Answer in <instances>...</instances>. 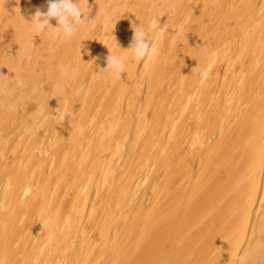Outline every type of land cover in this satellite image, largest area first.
I'll return each instance as SVG.
<instances>
[{"label": "bare ground", "instance_id": "bare-ground-1", "mask_svg": "<svg viewBox=\"0 0 264 264\" xmlns=\"http://www.w3.org/2000/svg\"><path fill=\"white\" fill-rule=\"evenodd\" d=\"M20 1L0 0L2 26L14 32L0 47V115L26 117L30 127L44 122L49 143L68 140L80 159L61 156L72 191L65 215L49 214L46 197L30 200L26 179H7L0 165V240L14 232L16 209H37L33 247L13 253L3 244L0 264H264V24L237 15L245 7L260 16L264 0H228L229 8L227 0H76L83 21L71 38L36 28L48 0ZM214 9L239 28L214 30ZM139 28L157 49L151 58L129 49ZM34 38L51 44L31 54L49 78L52 120L30 102L26 109L28 99L47 101L31 83L41 75L27 61ZM200 47L206 53L197 56ZM110 52L125 62L122 78L100 72ZM114 87L112 98L103 96ZM96 108L98 121L83 130ZM107 138L129 165L139 149L147 153L148 185L132 171L101 169L105 159L91 155ZM10 157L18 168L46 160L28 150Z\"/></svg>", "mask_w": 264, "mask_h": 264}, {"label": "rangeland", "instance_id": "rangeland-1", "mask_svg": "<svg viewBox=\"0 0 264 264\" xmlns=\"http://www.w3.org/2000/svg\"><path fill=\"white\" fill-rule=\"evenodd\" d=\"M30 1L31 0H24V1L21 0L20 2H22L21 4H23L24 6L26 5L30 6ZM249 1L252 2V0ZM247 3L249 2H246L245 4ZM229 7H230V2L227 0V8ZM234 11L236 13L237 10ZM248 12L249 11L245 9V7H242V11H240V13L237 14L239 18L243 20V23H245L246 20L248 22V20L252 21L258 18L259 22L262 21L261 23L264 24V12H262L260 16L252 15V14L248 15ZM221 15H222L221 11L220 14H218L217 9L213 10L212 27H214L213 28L214 30H224V33H226L227 31H231L234 28L235 29L239 28L235 22L232 23V19L226 17L225 20L223 17H221ZM2 21L4 20L0 19V24H1L0 34L2 33L0 35V47L3 45L4 42L8 41L9 38L12 39L11 34L12 35L14 34L12 25H6L7 29L4 27L5 26L4 22L6 21V18L4 22ZM223 21L225 22V24H222ZM2 23L4 24V26H2L3 25ZM48 29L49 28L44 29L45 31L44 33H47ZM50 46H51L50 42L44 43L38 40L37 38L31 40L30 48H29V58L27 61H31L33 65L32 68L36 67V72L39 70V73L41 74L38 76L39 78H37V80L34 79V81L31 83L34 88H37V86L39 87L40 91L36 92L37 95L46 98L47 101L43 102L41 101V99H35V97L32 99H28L26 109H30V107L28 106V103L30 102L31 103L30 105H32V112L42 113L43 115H45L46 119L52 120V115H51L52 99L51 97L48 99V96L46 95L45 92V90H47V88L50 86L49 78L48 76H46L44 71L41 70L42 65L37 66L33 64L34 59L31 54V51L35 53L39 49L41 50V54L46 53L47 50L45 48H48ZM199 50L200 51L197 52V56L201 55L200 53L202 54L206 53V49L202 47H200ZM4 60L5 59H3V61ZM1 66H2V61H0V67ZM45 67L48 68L47 64L45 65ZM72 70L75 71L74 68H72ZM114 78L113 77L109 78L108 83L111 84L112 82H110V80L113 81ZM27 83L28 81L26 80V84ZM113 86H115V83L113 84ZM113 91H115V87L113 89H109V92L106 90L103 91V96L104 97L110 96L112 98L113 95L111 96L109 94L112 93ZM71 98H79V96L77 94L71 93ZM13 100H15L16 102L19 101L18 97H16ZM99 114H100V109L96 108L92 111V113L88 115V117L86 116V118H83L81 116V112H78V114L74 117H78L79 115L81 118H83L82 120H87V122L83 124L84 127L83 130H87V129H91L96 124V122L98 121L97 116ZM48 122L51 123V121ZM52 136H53L52 127L49 125L47 126L44 122L35 125L33 124V127H30L29 124L27 123L26 117H22L20 115L3 117L2 114L0 115V140L3 141L1 143V146L3 147V153H4V156H1L0 158V165L4 170V174L7 175V179L15 180L17 176L24 177L26 179V182L24 184L25 187L24 190L25 192H27V196L29 197L30 200L31 198L35 197V193L36 196H40V198L46 197V201L50 202V205L52 206L51 209H53L49 214L55 213V211L59 208L62 215H65V213H67L68 210H70L71 208V201L68 202V199H70V194H72V191H70V189H67V187L70 188V186H67V183L69 182V176H68L69 167L68 164H65V161L62 160L61 156L66 158H68V156H72V158H77L78 161L80 158H78V154L76 151L74 152L73 149H70V148H74V146H71L70 142L68 143V140L67 142L62 140L59 141L56 140V142L53 143L50 142L51 143L50 144L49 139H51ZM102 142H103L102 145L103 149L99 150V152L92 150V155H91L96 157V159L97 158L105 159V160H101L103 162L101 169L105 168L106 170H109L113 174H117V173L124 174L127 171H132L134 175H139L141 179H143V176L144 175L146 176L150 170H153V165L151 166V160L149 159L145 151L139 149L134 157L133 160L134 163L129 165L127 160L126 161L120 160L114 154L113 150L115 149V139L110 140L107 138ZM76 144L77 147H83L82 142L76 141ZM25 150L31 151V154L39 156L40 158L45 157L46 160L36 165L33 164V162L26 159L20 162L21 168H18L16 167L15 161L10 160L8 157L11 156L10 158H14L15 155H17L18 153H23ZM44 150L46 151L44 152ZM157 156L160 159L162 155H157ZM140 160H142V162L138 163V161ZM74 162L76 163V161ZM93 162L94 160H90L89 166H91ZM53 163L58 164V167L54 172L52 167ZM115 169L118 170L115 171ZM143 180L145 182V183L143 182V184L145 185L146 179ZM99 181H101L100 177H97L96 182ZM146 185H148V182ZM93 196L94 195H92V198ZM35 199L38 200L36 197ZM8 203L10 204L11 202ZM139 209L140 207H136L133 209L132 212L134 213V215ZM13 210L14 209L12 208L11 211ZM19 210L20 209H16L12 213L11 220L15 224L11 222L12 223L11 225L15 226L14 229L17 230L13 229V231L17 232L19 230V228H16L17 224L22 225L25 222L29 223L30 226H28L25 232L26 234L22 236L20 233L13 232L12 234L10 233L9 236H6L5 238H2L0 240V246L5 244L9 252H13V253L21 251L22 249L32 248L35 243V238L32 236L34 229H32L31 222L33 219H35V217H32V215L36 214L35 211L37 209H34L35 211L32 210L30 212L23 209H21L20 211Z\"/></svg>", "mask_w": 264, "mask_h": 264}, {"label": "clouds", "instance_id": "clouds-1", "mask_svg": "<svg viewBox=\"0 0 264 264\" xmlns=\"http://www.w3.org/2000/svg\"><path fill=\"white\" fill-rule=\"evenodd\" d=\"M82 10L76 3V0H48V8L46 12L37 10L35 13V25L39 30L47 28H53L62 32L64 37L71 38L76 32V26L81 24L83 19ZM55 19L58 23V27H53L50 23ZM147 31L143 28L134 30L130 50L137 58H151L153 57L157 49L151 46L147 40ZM112 70V74L115 78H122L125 71V62L118 56L110 55L107 57L106 69H101L100 72Z\"/></svg>", "mask_w": 264, "mask_h": 264}]
</instances>
